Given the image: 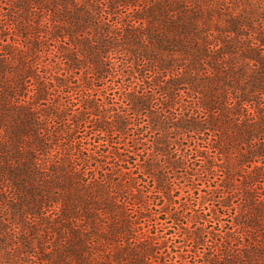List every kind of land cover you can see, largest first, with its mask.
I'll return each mask as SVG.
<instances>
[{"label": "trees", "instance_id": "trees-1", "mask_svg": "<svg viewBox=\"0 0 264 264\" xmlns=\"http://www.w3.org/2000/svg\"><path fill=\"white\" fill-rule=\"evenodd\" d=\"M0 264H264V0H0Z\"/></svg>", "mask_w": 264, "mask_h": 264}]
</instances>
